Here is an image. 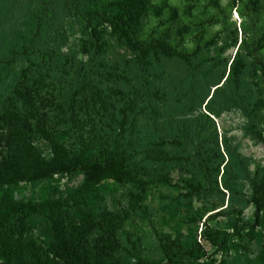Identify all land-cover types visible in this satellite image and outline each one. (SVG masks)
Listing matches in <instances>:
<instances>
[{
	"label": "trees",
	"instance_id": "obj_1",
	"mask_svg": "<svg viewBox=\"0 0 264 264\" xmlns=\"http://www.w3.org/2000/svg\"><path fill=\"white\" fill-rule=\"evenodd\" d=\"M150 13L148 0H0V220L12 218L1 240L12 241L14 264H54L16 236L19 224L31 221V202L14 197L15 190L54 176L79 178L70 198L98 218L107 198L116 197L124 204L116 213L150 216L146 199H168L162 188L172 191L170 202L189 197L209 209V181L218 175L210 162L222 154L218 180L230 205L214 214L239 216L251 204L252 226L264 229V170L243 192L249 164L225 133L220 154L214 123L235 111L244 131L259 138L264 64L230 31L191 53L174 52L168 37L180 33L175 17L159 40H140ZM230 48L236 50L225 75L220 54ZM208 218L201 236L216 247ZM107 246L106 239L97 241L95 264H102Z\"/></svg>",
	"mask_w": 264,
	"mask_h": 264
},
{
	"label": "rangeland",
	"instance_id": "obj_2",
	"mask_svg": "<svg viewBox=\"0 0 264 264\" xmlns=\"http://www.w3.org/2000/svg\"><path fill=\"white\" fill-rule=\"evenodd\" d=\"M148 2L154 7V13L148 15L140 30V40H159L166 34L171 18L175 17L180 33L173 32L168 37V45L174 52L191 53L216 35L222 36L225 31H230L236 33L237 44L240 40L245 41L247 54L252 60L264 64V0ZM235 50L230 48L220 54L227 61L225 75L232 67ZM209 54L214 55L212 49ZM260 91L264 94V86ZM214 123L219 149L222 133L234 137V142L238 143L240 155L249 164L248 178L242 181L240 189L243 192L250 190L249 181L253 175L264 170V131L259 138L246 133L243 119L235 111L223 113ZM219 152L221 154V149ZM206 156L210 158L208 153ZM212 157L210 167L219 175L226 159L222 154ZM218 175L209 181V209L189 197L181 202H170L174 197L172 191L164 192L162 188V194L166 193L169 201L156 194L147 198L146 205L153 209L150 216L141 211L116 213L124 205L116 197L107 198V213L100 218L94 216L93 208L70 198L79 178L54 176L14 191L16 199L31 202V221L19 224L16 236L27 248L36 247L40 252L48 253V259L54 264H62L65 260L72 264H95L96 245L100 238L108 242L106 254L100 260L102 264H141L142 261L166 264L167 259L175 264H264V229L260 223L252 226V205H246L239 216L214 214L230 205ZM172 184H175L172 188L179 187L177 181ZM167 201V206L161 207ZM49 207L55 209L54 217L50 216ZM231 207L239 210V206L233 203ZM197 212L201 214L200 219L192 220ZM208 215L206 225L218 235L216 247L201 236L202 222ZM101 222L105 225L100 228ZM10 225V217L0 220V264H14L17 259L18 254L12 253V241L5 243L1 240Z\"/></svg>",
	"mask_w": 264,
	"mask_h": 264
}]
</instances>
